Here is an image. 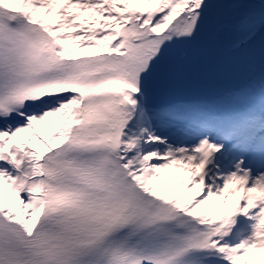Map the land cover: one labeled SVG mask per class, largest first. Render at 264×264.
<instances>
[{"label": "snow or ice", "instance_id": "6c2138e0", "mask_svg": "<svg viewBox=\"0 0 264 264\" xmlns=\"http://www.w3.org/2000/svg\"><path fill=\"white\" fill-rule=\"evenodd\" d=\"M259 253L264 0H0V264Z\"/></svg>", "mask_w": 264, "mask_h": 264}, {"label": "rangeland", "instance_id": "374dc122", "mask_svg": "<svg viewBox=\"0 0 264 264\" xmlns=\"http://www.w3.org/2000/svg\"><path fill=\"white\" fill-rule=\"evenodd\" d=\"M164 175L166 176L167 173H165ZM251 258L254 259V260H258V259L260 260V259L264 258V253L256 254V255L252 256Z\"/></svg>", "mask_w": 264, "mask_h": 264}, {"label": "bare ground", "instance_id": "6f19581e", "mask_svg": "<svg viewBox=\"0 0 264 264\" xmlns=\"http://www.w3.org/2000/svg\"><path fill=\"white\" fill-rule=\"evenodd\" d=\"M259 260V259H258Z\"/></svg>", "mask_w": 264, "mask_h": 264}]
</instances>
